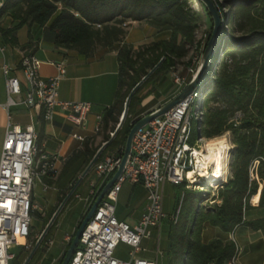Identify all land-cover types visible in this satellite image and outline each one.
<instances>
[{"label": "trees", "instance_id": "trees-1", "mask_svg": "<svg viewBox=\"0 0 264 264\" xmlns=\"http://www.w3.org/2000/svg\"><path fill=\"white\" fill-rule=\"evenodd\" d=\"M216 2L228 23L245 19L244 28L249 27L247 33L241 35L224 28L214 66L221 55L227 54L233 60L232 67L226 66L217 77L208 73L202 91L210 89L225 100L228 107L202 113L198 120V134L203 137L220 136L229 129L233 131L232 177L220 190L223 198L220 205L205 211H193L190 206L183 218L181 211L180 221L171 224L168 230L169 264H236L237 246L233 240L202 241L201 231L205 223L227 233L242 224L255 230L264 229V218L244 219L245 211L253 207L250 199L257 194L260 183L263 188L258 206L264 207V0H229L230 6H235L230 11L222 9L223 4ZM187 4L188 0H5L0 7V36L4 42L16 45L19 43L18 31L24 26L36 25L55 46L90 55L97 44L112 47L122 41L126 35L122 24L127 20H145L160 31L168 32V37L154 40L139 49L128 43L118 47L116 98L112 106L104 109L100 121V127H107L112 121L111 131L114 132L133 87L161 59L162 63L145 84L161 73L171 71L185 56L186 45L193 42L201 15L192 14ZM5 16L10 19L9 27L2 23ZM140 87L130 101L122 127L97 162L110 150L116 149L123 155L127 136L139 119L135 117L138 116L136 106L142 101L138 96ZM234 108L245 113L238 125L230 121ZM110 139L111 135L107 134L105 141ZM90 145V141H86L83 148L70 157L67 165L79 162L78 169L84 170L99 149V146ZM255 161L259 162L256 170L259 180L251 176ZM93 170L94 166L88 175ZM193 197L189 199L193 201ZM255 198L257 200V196ZM23 254L22 250L16 252L14 264H21Z\"/></svg>", "mask_w": 264, "mask_h": 264}, {"label": "built area", "instance_id": "built-area-1", "mask_svg": "<svg viewBox=\"0 0 264 264\" xmlns=\"http://www.w3.org/2000/svg\"><path fill=\"white\" fill-rule=\"evenodd\" d=\"M2 5L0 3V7ZM197 60L194 58V62ZM41 64V59L34 53L24 54L19 65L2 64L7 110L23 104L40 110L48 121H53L57 112L61 111L73 124L87 128L92 103L62 100L59 97V83L66 74L65 64L55 62L58 74L52 77L41 75ZM194 64L189 68L193 75L196 73ZM173 80L180 91L191 81L177 74H174ZM200 94L199 87H195L174 107L135 132L123 173L107 190L86 224L69 264H160L157 259L149 260L140 254L144 250L143 239L151 236L153 228H158L160 232L167 217L164 211V186L170 183L193 188L204 184L208 188V185H212L208 182V172L215 175L212 167L203 168L198 160L197 151H203L209 140L199 134L197 138L194 136L193 120H199L201 116L199 103L195 104ZM100 121L101 117L98 116L96 130L100 129ZM72 136L84 139L81 134L74 133ZM37 137L32 124L22 126L14 123L8 113L0 156V264H14L17 249L27 247L33 216L39 210L33 199L36 183L45 177H55L60 163L64 161L58 154L41 152ZM229 152L220 172L222 176L217 177L219 180L214 186H223L228 181ZM121 158L122 155L112 153L95 163L96 179L91 183L90 197L87 199H90L89 206L112 178ZM197 180L202 182H194ZM125 182L142 184L146 189L144 211L138 222L132 225L119 219L116 214L118 195ZM183 199L184 194L179 199L176 211L169 216L174 224L179 221ZM20 238L25 241L20 242ZM121 243L130 248L127 259L116 256V249ZM157 254H160L159 250Z\"/></svg>", "mask_w": 264, "mask_h": 264}, {"label": "crops", "instance_id": "crops-1", "mask_svg": "<svg viewBox=\"0 0 264 264\" xmlns=\"http://www.w3.org/2000/svg\"><path fill=\"white\" fill-rule=\"evenodd\" d=\"M5 0H0V3H4ZM5 27L10 26V21L4 24ZM27 28V34L24 40L20 39L19 32L17 33L18 44L13 45L11 43H6L3 41L0 36V129L2 136L4 138L8 113L10 110L6 108L7 93H6V81L5 76L2 71V64L8 62L13 65H19L21 58L24 54L34 53L42 61L40 73L43 77H52L58 74V70L55 66V62H63L65 64L66 74L60 80L59 83V97L62 100H72V101H89L92 103V110L88 115V124L87 128H82L73 124L70 120L67 119L66 114L59 111L55 115L53 121L45 120L43 113L35 108L27 107L26 105H18L16 107V116L15 119H11L14 123L26 126L32 124L37 131V144L41 149V152L46 154H58L63 159V165L61 167V172L55 177H46L41 180L42 189L44 192L43 202H39L36 196V191L34 190V202L39 206V211L43 209L48 210L49 207L55 205V200L59 196V199L63 197V192L67 191L69 187L72 186L73 181L79 180V174L77 173V163L72 165H67L70 157L77 151L81 150L86 141H90V144L101 148V145H104L105 136L107 134L111 135L113 122L109 121L107 127L101 126L99 130H96V124L98 121V116H102L104 109L106 107L112 106L115 102L116 92L119 84V59H118V47L124 43L131 44L134 49H139L140 47L148 44L154 40L168 37L167 34L160 31L147 21H128L124 24L126 35L122 41L116 43L112 47H105L100 44H97L90 55H84L77 49L57 47L51 39H46L43 35V29L32 25L30 27L24 26ZM23 27V28H24ZM135 28H144L148 31V35L145 40L141 43H132L128 38V35ZM22 29V28H21ZM20 31V30H19ZM2 48L4 50H2ZM171 73L164 74L159 78L158 85L156 89L160 87H165L166 89L162 96L156 99L153 95L154 91L142 101L141 106L145 107V111L140 113L137 118L142 117L149 112H152L175 97V94L179 93L177 86L174 83V80L170 77ZM158 80V79H157ZM172 82V86L170 85ZM165 83H167L165 85ZM174 96V97H173ZM121 117V116H120ZM102 118V117H101ZM120 120V118H119ZM74 133L81 134L84 139L80 140L74 138L72 135ZM90 145V146H91ZM104 151V150H103ZM103 153V152H102ZM118 153V150L107 151L103 157L107 154ZM102 157V158H103ZM101 158V159H102ZM96 179L95 170L89 174V184L91 185L92 181ZM76 181V182H77ZM81 182H77V187H80ZM126 183V182H125ZM131 191L129 193V199L134 198L135 193H139V206H141L140 213L135 217V224L140 219L146 204V189L142 184H132ZM124 185V184H123ZM92 186V185H91ZM76 187V188H77ZM165 187V186H164ZM36 188V187H35ZM77 188V189H78ZM119 192L118 199L120 193ZM65 207V209L60 213L63 214L67 211H70L77 200H82V197L79 193L75 196ZM89 197L85 199L83 204H89L87 202ZM63 201V200H62ZM118 201V200H117ZM254 203V202H253ZM83 204L79 209L82 208ZM259 202L254 203L253 208L251 209L252 215L250 217L246 216V220L260 219L264 218V215H261V208ZM165 211V208H164ZM43 213V212H42ZM165 219H169L170 213H167ZM117 214V208H116ZM59 215V216H60ZM43 216V214H42ZM58 216V218H59ZM118 217V216H117ZM79 218V216H78ZM77 218V219H78ZM72 223L71 227L67 232L64 233L62 241L58 244V253L52 256V261L50 264H55L57 258L60 257L65 252V246L67 249L71 239L76 233L75 230L76 221ZM126 221L125 219H121ZM127 222V221H126ZM171 222V221H170ZM58 223V220H57ZM56 223V225H57ZM55 225V227H56ZM79 227V226H78ZM158 229V228H153ZM55 230V229H54ZM52 232L51 240L49 244L50 247H47L44 251V255H47L52 246L55 244V234L56 231ZM153 233V230H152ZM152 236V234H151ZM151 236L143 239L142 247L144 250L141 252L140 256L152 260L149 257V252L146 247L143 246L144 243L151 241ZM158 237H160V232ZM202 241L207 243L213 239L221 238L223 240H233L237 246V256L235 258L236 264H264V229L255 230L247 225H239L235 228L233 232L227 233L222 231L219 227L207 225L204 233L201 235ZM74 238V237H73ZM126 245V244H125ZM126 251L127 257H121L117 253L116 256L122 259L128 258V252L130 250L129 246ZM24 248V247H23ZM23 248H18L22 250ZM158 250L160 251L159 247ZM248 253V256L244 255ZM160 255L163 256L162 251L158 255L156 253V259L159 261ZM170 253L168 248V260L170 259ZM160 263V261H159ZM161 264V263H160Z\"/></svg>", "mask_w": 264, "mask_h": 264}, {"label": "rangeland", "instance_id": "rangeland-1", "mask_svg": "<svg viewBox=\"0 0 264 264\" xmlns=\"http://www.w3.org/2000/svg\"><path fill=\"white\" fill-rule=\"evenodd\" d=\"M214 1L215 2L218 1V3H222L223 4L222 9H224V10L230 11V9L235 8L234 5L230 6L229 0H214ZM216 4H217V2H216ZM187 7L191 11L192 14L194 13V14L201 15V19H199V21L197 23V27H196L195 32H194V40L192 43L186 45L187 52H186L184 57L179 59V61H178L179 63L177 64V66L175 68H173L169 72L161 73L159 75V77L156 76L157 78L155 77V79H153L152 81L147 82L146 84L144 82L141 85L140 88H142V89L139 92L138 96H139V98H142V101L145 99V97L149 96L156 89V85H158L159 78L164 76V74L171 73L170 77L172 78V80L174 79V74H177L180 77H186V79H188V80H190V79L192 80L194 75L190 73L189 68L195 63L194 64L195 65V72H197V70L199 69V66H200L201 61H202L203 53L205 51V48L207 46V43H208V41L211 37L212 31H213L214 23H213V19H212L211 14L209 13L208 9L206 8L205 4L202 1H200V0H188ZM223 20H224V24L222 26V32L220 35V39H221V36L223 34V30L225 27H228L229 30L232 32H236L237 35L247 33V31H248V28H249L248 26L244 28L245 24L247 23V20H245V19H238L237 22H235L234 24L228 23V21L225 19H223ZM2 21H3L2 23L6 24L10 21V19L7 16H5V17H3ZM128 21L129 20H127L126 22H128ZM122 27H124V24H122ZM18 32H19L20 39L24 40L28 31H27V28L24 27V28L20 29V31H18ZM148 33L149 32L146 31L144 28H135L128 35V38L130 39V41L132 43H141V41L146 39ZM164 33L168 35V32H164ZM219 42H220V40H219ZM219 42H218V44H219ZM215 55H216V50H215V53L213 54L212 59L210 60L209 66L207 67V69L204 72L203 77L201 78L200 82L196 86V87H199V89L201 90L200 99H197L195 102V104L199 103L198 111H199L200 115L202 113H206V112L210 113V112L215 111L217 109L228 107V103L225 100H223L222 98H218L219 96L213 94V91H210V89L205 90V92L202 91V87L206 83V76L208 73L210 75L215 74L214 77H217L220 74V72L226 68V66L232 67L233 60L231 59V56L227 55V54L221 55L217 66H214L215 65L214 64V56ZM194 58H197L198 60L196 62H194ZM172 82L170 81L171 86L173 85ZM166 84L167 83H165V85ZM165 89H166V86L165 87L162 86L160 88H157V90H155L153 93L154 97L156 99H158L160 96L163 95ZM177 94H175V96ZM142 101L140 103H138L136 106V113L138 115L145 111V107H143V106L140 107ZM15 108L16 107H12L11 111H10V113L14 119L16 116ZM195 108H196V105H194V109ZM233 113L234 114H233L232 119L230 121H233L235 125L240 124V120L244 117L245 113L241 110H237L236 108H234ZM135 118H137V117H135ZM193 130H194V136H195V138H197L198 137V120H196V119L193 120ZM221 136H225L229 142V145H230V149H229L230 152H229V159H228L229 161H228V169H227V180H229L232 177L231 156H232V151L235 148V145L233 144V138H234L233 131L229 129V130L225 131L220 136H214V137H210V138L205 137V138L206 139H212V138H217V137H221ZM3 139L4 138L2 136L1 129H0V156H1ZM101 146H103V145H101ZM207 148H208V146H207ZM63 162L60 163V165H59V171H58L57 175L61 172L60 169L63 165ZM258 164H259L258 161L254 162V164L251 168V176H252V178H256L259 180V177L256 173ZM78 166H79V163L77 164L76 168H77V173L80 175L79 176V178H80L82 176L83 172L85 171V169L87 168V166L84 168V170L78 169ZM214 167H216V166H214ZM217 173L218 172H217V168H216L215 174H217ZM213 179H215V178H213ZM42 180H43V178H42ZM77 182H76V180L73 181L72 186L69 187L67 191L63 192L62 198L59 199L60 195L57 197V199L55 200L56 202H55L54 206L49 207L48 210L43 209V211H42L43 213L41 211H39L37 214H35L33 216L32 231H31L30 237L28 239L27 247H24L22 249L24 254L20 259L21 264L25 263V260L27 259V257L31 253V251L34 249L38 238L41 236V234L43 233V231L47 227L48 223L50 222V220L54 216L55 212L58 210V208L61 206L62 203H64V205L60 209L58 215L56 216L55 220L53 221L52 225L50 226V228L46 232L45 236L43 237L40 245L38 246L35 254L33 255L34 261L32 262V259H31L28 264H50L52 261V256H54V255H56V253H58L57 247H58L59 242L62 241V237H63L64 233L69 230L72 223L75 222V220L79 216V218L77 219L76 224L74 226L75 230L78 228V226L82 222L83 218L85 217L86 213L88 212L89 204H83V203L85 202V199L87 197H90V190H91L92 186L88 183L89 182V175L88 174L86 176H84L82 178V180L80 181L81 185L79 188L77 187ZM211 184H212L211 186L208 185V188L206 186H204V184H200L199 186L193 187V188H186L183 186H174L170 183H167L165 185L164 191H163L165 211L167 213H170V214L174 213L176 211V208L178 207L179 199L181 198V196L183 194H184V199H183V207H182V210H183L182 218L188 212V210L190 209V206H191L193 211H195L197 209L201 210V211H205V210L212 209L217 205H220L222 203V200H223V198L220 196V190L223 188L224 184H223V186H214V185H216V182H212ZM131 186L132 185L129 182L124 183L123 190L120 193L119 199L116 203V208H117L118 218L119 219H125L129 224L132 225L135 217L141 211V206H139V203H138L140 198H141V195L139 197V193L137 192V193H135L134 198L129 199V193H130L131 188H132ZM262 188H263V183H260L257 194L253 195L250 199V204L252 206H254V203L259 202ZM35 191H36V196H37L38 201L43 202L42 199H43L45 191H43L42 185L39 181H37V183H36ZM77 193H79L81 195L82 200L76 199L77 202L74 205V207L70 211H67V212L60 215V213L65 209L66 205L71 200L76 198L75 196L77 195ZM192 195H194L193 201H191V199H189V198H191ZM255 196H257V200H256ZM87 202H89V201H87ZM82 204H83L82 208L79 209ZM252 208L246 210V216L247 217H250V215H252V213H251ZM260 213H261V215H264V207L261 208ZM42 214H43V216H42ZM58 216H59V218H58ZM57 220H58V223H57ZM56 223H57V225H56ZM171 224H174V223L170 222L169 219H164V221L161 225V229H160V237H158L159 229H153L151 241L143 244V246L146 247V249L148 250L149 257L152 260H156V253H157L158 247H159L160 251H162V253H163V256L160 255V258H159V261L161 264H169L168 248L170 245V241L168 238V230H169ZM55 225H56V227H55ZM206 227H207V223H205L203 225L201 235L204 233ZM53 230L56 231L55 238H54L55 244L52 246L51 251L43 257L44 251H46L47 247L51 246V244H49V242L51 240V235H52ZM42 244H43V246H41ZM40 247H43V248L39 252ZM65 247H66L65 251H64L65 253L57 258V261L55 264H61L62 263V261L65 257V254L68 250L67 246H65ZM117 248H118L117 253L119 256L127 257L126 251L128 250V247L125 244L121 243ZM244 255L248 256L249 254L248 253L246 254V252H244Z\"/></svg>", "mask_w": 264, "mask_h": 264}, {"label": "water", "instance_id": "water-1", "mask_svg": "<svg viewBox=\"0 0 264 264\" xmlns=\"http://www.w3.org/2000/svg\"><path fill=\"white\" fill-rule=\"evenodd\" d=\"M200 1H202L205 4L206 8L208 9L209 13L211 14L214 25H213V31H212L211 37H210V39H209V41L207 43V46L205 48V51L203 53L202 61H201V64L199 66V69L197 70L196 74L194 75V77L192 78L190 83L187 86H185L183 88V90H181L172 100H170L169 102H167L166 104H164L160 108L156 109L155 111L149 112L148 114L140 117L134 123V125L132 126V128H131L128 136H127L124 152H123L121 161H120V163H119V165L117 167V170L115 171V173L112 176V178L105 185V187L102 189L101 193L98 195L96 200L93 202V204L91 205L90 209L88 210V212L86 213L85 217L83 218L82 222L80 223V225H79V227H78V229H77V231L75 233V236H74V238H73V240H72V242L70 244V247L67 250V252L65 254V257H64V259H63L61 264H69V262L71 261L73 255H74V253H75V251L77 249L81 234H82L86 224L88 223V221L93 216L98 204L103 199V197L106 194L107 190L118 180V178L123 173L125 164H126L128 158H129V155L131 153V146H132V141H133V137H134L135 132L140 127H142L145 124H147L148 122H150L156 116L161 115V114L165 113L166 111L170 110L178 102H180L187 94H189L198 85V83L200 82L201 78L204 75L205 70L209 66L210 60L212 59L213 54L215 53V50L217 49L218 42H219V40H221L220 39V35H221V32H222V26L224 24V20H223L222 15H221V13L219 11V8H218V6H217V4H216V2L214 0H200ZM162 61H163V59H161L158 62V64H156L154 66V68H152L148 72V74L145 75L133 87V89L131 90L130 94L128 95V97L126 99V102L124 104V110H123L122 115L120 117V121H119L115 131L113 132V135L111 136V139L109 141H107L101 148L98 149V151L96 152V154L94 155V157L90 161L89 165L87 166V168L83 172L82 176L79 178L78 183L93 168V166L95 165V163L99 159V157L102 154V152H103L104 148L106 147V145L109 144V142L114 138V136L118 133V131L122 127L124 119H125V117H126V115L128 113L130 101H131L133 95L135 94V92L148 79V77L159 67V65L162 63ZM63 205H64V203H62L61 206L58 208V210L55 212L54 216L52 217V219L48 223L47 227L45 228V230L43 231L41 236L38 238L34 249L31 251V253L27 257V259L25 260L24 264H28L29 261L32 259L33 255L35 254V252H36L38 246L40 245L43 237L45 236L46 232L48 231V229L52 225L53 221L55 220L56 216L58 215V213H59V211H60V209L62 208Z\"/></svg>", "mask_w": 264, "mask_h": 264}, {"label": "bare ground", "instance_id": "bare-ground-1", "mask_svg": "<svg viewBox=\"0 0 264 264\" xmlns=\"http://www.w3.org/2000/svg\"><path fill=\"white\" fill-rule=\"evenodd\" d=\"M229 149H230V145L227 138L225 136H221L207 140L206 145L204 146V150L197 151L198 160L202 163L203 168L212 167L214 172L216 171L217 168L218 173L215 175H211V173L208 172V182L210 183L216 182L217 184L219 180L217 179V177L221 178L222 168L224 166V159ZM214 176L216 177L215 179H213ZM194 182H202V181L197 180ZM19 241L23 243L25 239L20 238Z\"/></svg>", "mask_w": 264, "mask_h": 264}]
</instances>
